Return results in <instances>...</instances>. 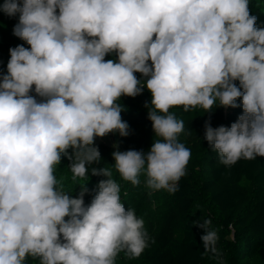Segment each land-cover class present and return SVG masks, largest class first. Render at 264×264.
<instances>
[{
	"label": "clouds",
	"instance_id": "1",
	"mask_svg": "<svg viewBox=\"0 0 264 264\" xmlns=\"http://www.w3.org/2000/svg\"><path fill=\"white\" fill-rule=\"evenodd\" d=\"M249 4L3 0L0 12L18 16L12 34L24 43L0 69V264H116L149 247L145 220L122 203L112 169L93 166L102 161L97 138L130 135L122 97L151 94L150 149L114 144L111 154L132 186L143 174L153 192L178 191L191 151L174 108H242L230 126L206 120L203 140L226 167L264 157V26ZM64 160L73 181H87L75 194L56 174ZM89 173L105 179L89 189ZM192 224L219 259L211 219Z\"/></svg>",
	"mask_w": 264,
	"mask_h": 264
},
{
	"label": "trees",
	"instance_id": "2",
	"mask_svg": "<svg viewBox=\"0 0 264 264\" xmlns=\"http://www.w3.org/2000/svg\"><path fill=\"white\" fill-rule=\"evenodd\" d=\"M249 6L251 14L258 17V25L264 26V0H250ZM136 75L139 77L138 73ZM150 101L147 89L135 98L122 97L120 103L126 110L121 115L130 126V135L109 134L95 141L102 161L93 166L112 169L113 179L121 183L122 203L126 208H134L145 220L152 237L140 257L129 259L121 253L116 264H264V157L241 159L226 167L203 140L206 120L210 119L213 127L230 126L242 113V108L216 107L211 113L199 108L189 112L182 107L171 109L185 122V134L179 139L190 149L191 159L187 174L179 181L178 191L153 192L144 187L143 174L139 187L122 181L112 166L115 161L111 155L114 144H118L121 151L150 149L154 133L144 107L145 102ZM101 179L105 177L89 173L88 188L93 189ZM81 183L87 181H74L76 192ZM196 219L201 222L211 219V227L220 237L219 259L205 253L200 240L203 230L192 224ZM29 264L33 262L30 260Z\"/></svg>",
	"mask_w": 264,
	"mask_h": 264
},
{
	"label": "rangeland",
	"instance_id": "3",
	"mask_svg": "<svg viewBox=\"0 0 264 264\" xmlns=\"http://www.w3.org/2000/svg\"><path fill=\"white\" fill-rule=\"evenodd\" d=\"M3 1H0L2 4ZM18 22V16L9 17L3 12H0V69L6 72L7 62L10 58L9 48L15 47L18 44H23L24 42L19 38L13 36L12 29L13 26ZM25 47H28L25 44ZM66 161L64 160L61 165L57 168V176L62 180L65 191L70 194H75V184L72 179L71 173L67 170ZM91 195L85 196V202L89 203L91 200Z\"/></svg>",
	"mask_w": 264,
	"mask_h": 264
}]
</instances>
